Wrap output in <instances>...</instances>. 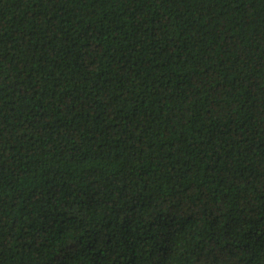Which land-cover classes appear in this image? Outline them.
<instances>
[{
    "label": "trees",
    "instance_id": "trees-1",
    "mask_svg": "<svg viewBox=\"0 0 264 264\" xmlns=\"http://www.w3.org/2000/svg\"><path fill=\"white\" fill-rule=\"evenodd\" d=\"M0 264H264V0H0Z\"/></svg>",
    "mask_w": 264,
    "mask_h": 264
}]
</instances>
